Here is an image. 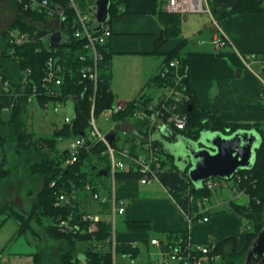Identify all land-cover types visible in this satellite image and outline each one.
Wrapping results in <instances>:
<instances>
[{
	"label": "built area",
	"instance_id": "2783aa9c",
	"mask_svg": "<svg viewBox=\"0 0 264 264\" xmlns=\"http://www.w3.org/2000/svg\"><path fill=\"white\" fill-rule=\"evenodd\" d=\"M70 5L75 11V21L72 26L64 9L51 7L48 0H31L30 3L25 4V8L30 7V9L45 12L47 19L43 22H34L40 29L33 32L18 27L8 28L4 41L7 44V51L15 56L17 62H20L21 57L16 55L18 48L33 40L38 43L35 47L36 52L45 50L47 56L39 74H34L32 67L27 66L22 69L16 84L0 73V97L10 96L9 105L4 107L9 109L10 113L23 98H26L30 104V110L36 105L43 111L51 108L54 112H59L71 103L72 113L64 114L62 124L72 125L78 114L76 106L80 95L78 91H66V88L70 89L71 84L85 86L90 105L87 127L81 130L83 134L79 133L67 140L68 144L63 148L66 150V163L74 164L81 154L90 153L94 148H99L100 156L107 158L110 168L108 191L94 190L93 184L86 182L83 185V191L86 194H80L78 187H72L69 191H62L56 196L55 206L75 208L78 203L108 204L107 212L112 213L111 251L113 264H116V247L119 243L115 228L116 217L118 214L124 215L128 209L125 198L118 194L117 175L122 171H132L141 184L150 185L156 182L162 184L161 174L167 171L170 165L164 164L165 159L159 151L160 147L155 144L153 135L156 131H161L163 134L168 127L176 131L186 129L187 114L182 111V107L190 99L189 68L188 64L183 63L178 57L166 61L157 75L161 84L158 85L156 95L144 94L131 101H115L112 106L97 112L98 85L101 65L104 61L101 47L107 45L112 36V28L106 23L98 28L92 13L76 10L73 0H70ZM164 9L180 14L208 13L215 19L217 27L212 44L220 48L229 42L228 37L221 31L210 0H165ZM58 31L61 33V39L58 44L52 45L51 36ZM75 40L79 41L74 48L72 44ZM1 41L3 40L0 38ZM243 59L248 66L259 64L255 71L260 78L259 98L264 102V54L250 52L245 54ZM132 105L134 106L132 117L121 119V113L131 109ZM1 113L2 111H0V118ZM100 117L111 120V124L105 126V131L99 123ZM135 121L143 123L142 129L133 124ZM108 134H113L111 141L108 139ZM230 181L232 183L228 184ZM202 186L210 189L214 196L224 188L231 193L229 199L241 198L245 195L244 190L238 189L234 179L212 177L203 181ZM209 201L208 197H205L198 202L201 214L210 211ZM103 214L99 210L71 212L59 218L56 226L59 231L66 234L81 233L91 236V246L101 249L103 242L98 241L96 236L100 230ZM201 219L208 221L209 216L203 215ZM129 243L133 248L137 247L136 242L129 241ZM151 243L161 245L157 238L151 239ZM214 247L213 241L195 243L188 236L186 241L165 248L160 247L162 264H214L221 258L220 254L213 252ZM124 255L133 258L130 252ZM1 259L0 256V264H2Z\"/></svg>",
	"mask_w": 264,
	"mask_h": 264
},
{
	"label": "trees",
	"instance_id": "16d2710c",
	"mask_svg": "<svg viewBox=\"0 0 264 264\" xmlns=\"http://www.w3.org/2000/svg\"><path fill=\"white\" fill-rule=\"evenodd\" d=\"M30 1L31 0H13L18 15L0 33V38L3 40L0 42V73L14 84H16L18 78H20L22 69L27 66L32 67L34 74H39L42 70L43 61L47 56L45 50L36 52L35 47L38 43L31 40L18 48L16 55L20 56L21 59L20 62H17L15 56L8 53L7 44L4 42L8 28L18 27L22 30L33 32L36 29H40L34 22H43L47 19L45 12H41L37 9H30V7L25 8V4L30 3ZM158 1L159 0H149V12L155 13L159 9L163 10L162 7H159ZM48 2L53 8L64 9L65 13L68 15L69 23L71 26L74 24L75 11L70 5V0H48ZM161 2L163 5L165 0ZM210 2L217 18L237 12H264V0H210ZM166 38L167 37L164 35L159 37L157 41L158 46H161ZM78 41L79 40H75L72 44L74 48L78 45ZM101 50L104 53V61L101 65L100 81L98 85L96 101L97 112L112 106L116 101L110 87L109 63L111 53L108 44L101 47ZM175 57L182 59L183 63L188 64V59L181 53V44L167 53L165 62ZM155 82L158 85L161 84V80L158 76L155 78ZM67 90L79 92L80 98L76 106L78 109L77 117L74 119L72 125L64 123L55 128L50 137L39 135L28 127V114L31 107L26 98H23L18 105L12 109L10 121L5 122L0 118V153L3 155L0 159V181L8 174V169L5 168L6 156L4 153L6 148L5 145H7L10 140L14 144L16 155L20 160L19 162L24 160L27 164H30V173L35 176V178H40L43 181L42 188L32 204L30 216L26 217V215L14 210L13 213H6L4 221H7L11 217L17 220V235H29L32 234V232L34 233L35 230L33 225L36 223L38 226L44 228V231L49 237L64 239L71 243L73 248L61 254L60 264H113L110 243L112 234L110 219L103 218L100 221V230L96 237L98 241L101 243L103 242L101 249L91 246V236L81 233L76 235L66 234L59 231L56 226V222L59 218L71 212L81 213L88 210H99L104 214L108 213V204L101 205L100 203H95L89 205L78 203L75 208L55 206L56 196L62 191H69L72 187L76 186L80 189V194H86L83 191V185L86 182H91L94 186V190L108 191V176L110 172L107 158L100 156V150L97 147L90 153L81 154L76 163H66V150L61 148L59 143L60 141L77 136L81 130L86 129L90 114V105L87 100V89L85 86L71 84L70 89L66 88V91ZM9 100L10 96L8 95L0 97V111H2L5 106L9 105ZM189 108L191 109L189 110ZM133 109L134 106L132 105L131 109L121 113L120 118L130 119ZM182 111L187 114V127L185 130H177V132L184 136L189 137L193 135L197 137L204 130L221 131L232 134L238 130L253 129L261 135V142L256 151V158L253 166L251 168L239 170L231 178L237 182L239 190L245 191V195L241 198H231L228 200V208L237 212L243 218L245 226L248 228L246 249L244 251L237 250V240L235 237L213 239L215 243L213 252L220 254V259L224 261L226 258H229V264H239L238 260L241 259V254L246 251L247 255L252 243L264 226V123H229L222 121L216 113L197 108V98L191 89L190 99L182 107ZM133 124L141 129L143 127V123L140 121H135ZM155 144L160 147L159 151L163 156L167 155L173 160L171 161L172 165L169 166V169L161 174L160 178L162 184L189 216L198 218L202 215L199 211L198 202L202 201L205 197L212 200L214 194L205 186L197 187L188 176L183 177L175 164L174 157L166 152L161 141L156 140ZM101 162L105 163L101 164ZM164 164H167L166 160H164ZM101 170L105 171V173H100ZM117 176L120 179L137 178L136 174L132 171H122L119 172ZM1 213L2 212H0V214ZM127 228L131 231H147L152 228V224L146 221H128ZM188 236L189 234L187 232L169 233L166 235L165 241L161 246L165 248L169 245L186 241ZM83 243H85L84 248L78 249V246L81 244L83 245ZM116 249L117 254L119 252L123 254L130 252L133 257L139 253V247L133 248L128 240H119ZM43 256V252H40L38 249L36 253L33 254V261L30 264H43ZM245 261L246 259L244 260V264ZM256 264H264V257Z\"/></svg>",
	"mask_w": 264,
	"mask_h": 264
},
{
	"label": "crops",
	"instance_id": "0c3cea01",
	"mask_svg": "<svg viewBox=\"0 0 264 264\" xmlns=\"http://www.w3.org/2000/svg\"><path fill=\"white\" fill-rule=\"evenodd\" d=\"M96 1L73 0L76 10L90 12L94 17ZM161 1H158L159 7L163 10L151 13L149 0H109L106 24L112 28V36L107 44L111 53L110 87L116 101H131L144 94L156 95L155 78L166 55L181 44V53L188 59V84L196 95L197 108L216 113L229 123H264V102L259 98L260 78L255 71L259 64L248 66L243 59L250 52L264 54V12H237L216 17L221 31L229 39L225 46L217 48L212 44L217 32L212 16L169 12ZM162 35L167 38L158 46ZM53 123L55 128L59 126ZM155 184L130 180L117 185L118 194L130 201L125 213L126 223L146 221L152 224L151 231L130 230L116 233L117 238L136 242L139 252L140 243L152 249L160 260L149 259V264H162L161 245L152 244L151 239L157 238L162 244L166 235L173 232H187L195 243L235 237L237 250L246 249L248 228L243 218L228 208L230 191L222 193L223 197L218 192L209 201L210 211L192 218L163 184ZM203 215H208L209 220L202 221Z\"/></svg>",
	"mask_w": 264,
	"mask_h": 264
},
{
	"label": "rangeland",
	"instance_id": "374dc122",
	"mask_svg": "<svg viewBox=\"0 0 264 264\" xmlns=\"http://www.w3.org/2000/svg\"><path fill=\"white\" fill-rule=\"evenodd\" d=\"M17 15L18 11L13 0H0V33L2 32V27L8 25L6 24L8 20L11 21ZM72 110L71 103H68L67 107L59 112H54L51 108L48 111H43L42 108L34 105L32 110H29L30 114H28V127L39 135L50 137L52 136L55 128V123L53 122H56L57 125H62L64 114L72 113ZM99 123L103 127V131H105V126L111 124V120L105 117H100ZM218 133V131L204 130L200 133V138L205 136L213 137ZM222 135L227 136L228 134L222 133ZM67 144V140L60 141L59 143L61 148H65ZM5 147V168L8 169V174L0 181V212H2L0 214L1 262H3V264H30L33 261V254L39 249L40 252H43L44 254L42 260L43 264H60L61 254L73 248L71 243L64 239L49 237L44 231V228L38 226L36 223L33 225L35 230L34 233L32 232V234L29 235H17V220L11 217L7 221H4L6 213H13L14 210L26 215V217H29L32 204L36 200L43 185V181L40 178H35V176L30 173V164H27L24 160L19 162L20 160L16 155L14 144L11 140L7 143V145H5ZM2 156L3 155L0 153V159ZM163 157L167 161L168 166L172 165L171 161L173 160H171L170 157L167 155H164ZM104 163L105 162H101V164ZM130 180L136 182L138 181L136 178H119L118 185L123 183V181ZM230 183H232V181L228 182V184ZM157 184L158 183L156 182L155 185ZM227 192L228 190L224 188L220 191L221 196L223 197V195ZM125 200L129 206V199L125 198ZM103 218L112 219V213L108 212L103 214ZM125 218V214H118L116 217L115 228L118 234L130 231L127 228ZM84 246L85 243H83V245H79L78 249H82ZM150 250L140 243V252L136 257L128 258V256L123 253H118L116 256V264H149V259L152 261L160 260L152 253V249ZM245 259L246 251L241 254V259L237 260L239 261V264H244ZM214 264H229V258H226L224 261L222 259H218Z\"/></svg>",
	"mask_w": 264,
	"mask_h": 264
},
{
	"label": "water",
	"instance_id": "95a60500",
	"mask_svg": "<svg viewBox=\"0 0 264 264\" xmlns=\"http://www.w3.org/2000/svg\"><path fill=\"white\" fill-rule=\"evenodd\" d=\"M109 18V0H97L95 19L100 28ZM61 39V33L55 32L51 36V44L56 45ZM191 108H189L190 110ZM3 121L11 120L9 109L4 108L1 113ZM215 136H205L197 140L180 137L174 142L165 140L161 131H156L154 139L160 140L167 153L175 159L183 177H189L197 187L203 181L212 177L231 179L239 170L251 168L255 162L256 151L261 142V135L256 130H238L227 136L221 131ZM83 134V132H80ZM174 133L171 127L163 134ZM113 139V134H108ZM100 173H105L101 170ZM264 257V226L258 233L246 255L245 264H256Z\"/></svg>",
	"mask_w": 264,
	"mask_h": 264
},
{
	"label": "flooded vegetation",
	"instance_id": "af4514ba",
	"mask_svg": "<svg viewBox=\"0 0 264 264\" xmlns=\"http://www.w3.org/2000/svg\"><path fill=\"white\" fill-rule=\"evenodd\" d=\"M165 140H167V141H169V142H174V141H177L178 139H175V138H179V136L180 137H185V138H193V140H197V139H199L200 138V135L199 136H193V135H191V136H184V135H181L179 132H177V131H175L174 130V133H172V134H169V135H165V134H162L161 135ZM165 136V137H164ZM168 136V137H167ZM167 137V138H166Z\"/></svg>",
	"mask_w": 264,
	"mask_h": 264
},
{
	"label": "bare ground",
	"instance_id": "6f19581e",
	"mask_svg": "<svg viewBox=\"0 0 264 264\" xmlns=\"http://www.w3.org/2000/svg\"><path fill=\"white\" fill-rule=\"evenodd\" d=\"M120 253V252H119Z\"/></svg>",
	"mask_w": 264,
	"mask_h": 264
}]
</instances>
